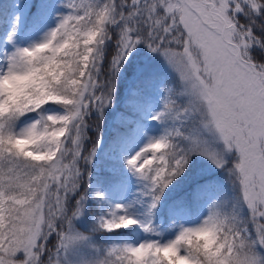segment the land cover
<instances>
[{"label":"snow or ice","instance_id":"6c2138e0","mask_svg":"<svg viewBox=\"0 0 264 264\" xmlns=\"http://www.w3.org/2000/svg\"><path fill=\"white\" fill-rule=\"evenodd\" d=\"M0 264H264V0H0Z\"/></svg>","mask_w":264,"mask_h":264}]
</instances>
